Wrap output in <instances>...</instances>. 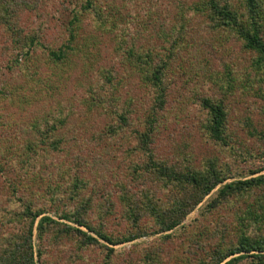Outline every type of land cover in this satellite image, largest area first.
Listing matches in <instances>:
<instances>
[{
  "label": "rangeland",
  "instance_id": "374dc122",
  "mask_svg": "<svg viewBox=\"0 0 264 264\" xmlns=\"http://www.w3.org/2000/svg\"><path fill=\"white\" fill-rule=\"evenodd\" d=\"M194 1L133 0L124 11L134 16L128 22L129 36L135 35L137 44L149 42L163 52L171 42L158 34V28L163 26L174 36L180 25L178 5ZM84 3L0 0V162L5 164L0 172V220L26 201L75 227L72 221L59 219L60 213L84 209L89 224L112 237L132 233L119 196L121 186L132 193L146 191L157 204L169 203L175 192L174 185L154 173L142 170L141 176L134 171L149 161L139 148L137 134L147 130L146 120L151 117L155 130L147 148L156 160L177 171L205 169L211 161L227 181L254 176L249 173L264 160V77L253 76L250 53L237 38L186 10L188 22L184 30L179 29L183 42L178 38L173 46L178 54L166 70V92L163 105L158 106L155 90L114 56V32L92 30L94 35L87 34L96 20L94 10L82 8ZM75 10L83 20L89 17L84 20L88 28L86 34L81 30L70 39ZM31 38L34 45H29ZM21 49L30 50L25 54ZM59 49L66 59L51 56L50 50ZM88 57L92 64L83 65ZM230 70L233 88L228 89L226 73ZM203 97L223 100L224 141L209 134ZM120 114H125L124 121ZM38 131L44 134L43 141L38 140ZM58 137H62L58 148H43L45 140ZM28 139L35 141L36 149L27 148ZM12 164L19 169L11 168ZM76 175L88 184L75 194L72 182ZM209 196L170 231L151 233L156 227L149 217L143 219L149 231L136 239L116 245L98 239L113 251L97 244L83 245L76 234L58 237L47 231L38 238L35 231V255L42 250L39 261L43 264H144V252L157 250L152 264L180 263L187 255L195 264L208 257L215 241L206 239L200 224V208ZM81 204L85 207L80 208ZM223 209L220 212L226 221L231 220V212ZM205 222L211 224L207 217ZM20 230L17 224L0 226V244L14 245L13 237ZM188 238L195 247L187 250Z\"/></svg>",
  "mask_w": 264,
  "mask_h": 264
},
{
  "label": "trees",
  "instance_id": "16d2710c",
  "mask_svg": "<svg viewBox=\"0 0 264 264\" xmlns=\"http://www.w3.org/2000/svg\"><path fill=\"white\" fill-rule=\"evenodd\" d=\"M132 1L85 0L82 8L85 11L89 9L95 11L93 17L96 24L94 22L93 28L87 31L88 26L84 20L89 17H85L83 20L82 14L75 10L70 19L72 22V27L69 28L70 39H74L75 35L79 36L81 30L83 33L85 32L84 34L87 31V34L91 33L92 35H94V31L97 33L114 32V56L120 57L121 60L128 63L130 69L140 77L142 83L155 90L158 106H162L164 101L166 70L170 69L171 62L178 54L177 50H174L175 44H177L178 38V42H183V32L180 33L179 29L184 30L185 23L188 22L186 10L199 14L211 27H219L232 33L241 43V46L250 53L253 76L258 77V79L264 77V8L261 0H196L188 5L185 3L178 5L179 14L177 13V15L180 16V19L178 18L180 24L178 32L173 36L171 32H166L163 26L158 28V34L166 42H171L170 46L163 47V52L149 42L137 44L136 36H129L132 31L128 27V22L131 23L134 16L129 15V12L124 14V11ZM121 18L126 22L123 26L119 23ZM33 38L29 40V45H34ZM29 50L21 49L25 54H28ZM50 54L55 60L66 59L64 57L65 52L60 49L58 51L50 50ZM91 64L89 57L83 60V65L90 66ZM226 77V87L228 89L233 88L231 70L226 73ZM106 78L107 81L111 80L110 75H107ZM247 78H249V74ZM201 104L208 110L210 136L216 140L224 141L226 112L223 100L203 97ZM120 119L124 121L125 114H120ZM153 121V117L147 119V130L137 134L139 148L147 153L149 161L145 167L139 166L134 171L142 176V170H146L154 173L157 178L162 179L165 183L174 185L176 190L174 189L175 192L169 203H153L154 200L152 197L150 199L148 192L139 190L132 193L129 188L125 189L121 186L119 196L126 212L125 216L130 219L133 232L125 234L123 237L114 238L102 229L89 224L83 215L84 209L60 213L59 219L72 221L78 226L75 227L46 215L44 209L41 207L34 208L33 203L22 201L15 210L8 213L9 216L4 215V217L7 216V219L0 220V226L17 224L21 229L20 235L13 237L16 241L14 245L8 243L6 246V241L5 244H0V264H43L39 261L42 250L38 249L35 255L33 243L35 231L38 238L45 235L47 231H51L54 236L58 237L76 234L81 237L80 242L83 245L97 244L108 251H113L112 247H107L98 239H102L111 245L136 239L149 231L143 220L149 217L153 218V225L156 227L151 233L170 231L178 226L185 216L209 195L200 208L202 214L200 224L204 228L206 239H215V241L211 250L207 251L208 257L197 260L195 264H264V160L259 167L249 173L254 176L230 181H227L228 177L211 161L206 163L205 169L177 171L156 160L153 155L148 153L147 144L151 140L150 133L155 130ZM32 130L34 129L32 128ZM38 132V140L43 141L44 134ZM61 141L62 137H58L52 142L45 140L43 148H58V143ZM26 142L28 149L32 147L36 149V143L33 139H28ZM19 155L23 154L20 153ZM23 156L26 157V155ZM8 163L11 162L8 161ZM4 165L0 162V172L5 170ZM15 166L12 164L11 168L19 169ZM13 184L10 181L9 185L12 190ZM87 184V179L76 175L72 182V192L79 193ZM44 188L50 191L49 186H44ZM84 207L85 205L81 204L80 208ZM221 208L231 212V220L226 221V217L220 212ZM206 217L210 219L211 224L205 222ZM81 227H84L86 231ZM186 241L187 250L195 247L192 238H188ZM9 245L10 247H8ZM186 249L182 250L185 255L188 254ZM157 255V250L145 251L142 260L144 264L146 262L152 264ZM35 256H37V260ZM187 256L180 263L173 264H194L191 262V258Z\"/></svg>",
  "mask_w": 264,
  "mask_h": 264
}]
</instances>
